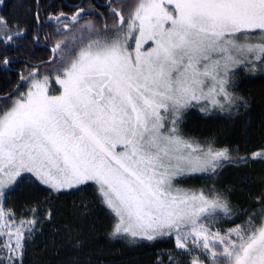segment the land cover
I'll use <instances>...</instances> for the list:
<instances>
[{"label":"snow or ice","instance_id":"obj_1","mask_svg":"<svg viewBox=\"0 0 264 264\" xmlns=\"http://www.w3.org/2000/svg\"><path fill=\"white\" fill-rule=\"evenodd\" d=\"M0 264H264V0H0Z\"/></svg>","mask_w":264,"mask_h":264},{"label":"trees","instance_id":"obj_2","mask_svg":"<svg viewBox=\"0 0 264 264\" xmlns=\"http://www.w3.org/2000/svg\"><path fill=\"white\" fill-rule=\"evenodd\" d=\"M37 55H45V50L43 48L37 49ZM244 87L245 90L251 91L253 95L259 97L261 91V82L259 80L248 82ZM226 125L227 121L218 117L203 116L197 110H192L191 114L186 120V130L194 132L197 135L208 134L210 131L222 132ZM204 183L205 182L203 180H187L185 183H183L185 186L182 187H200ZM113 252H115V250H113Z\"/></svg>","mask_w":264,"mask_h":264},{"label":"flooded vegetation","instance_id":"obj_3","mask_svg":"<svg viewBox=\"0 0 264 264\" xmlns=\"http://www.w3.org/2000/svg\"><path fill=\"white\" fill-rule=\"evenodd\" d=\"M65 2L68 4H73V3H80V0H65ZM83 3L85 5L92 3V4H95L98 6H102L105 3H107V0H83ZM100 10L103 11L104 9L101 7ZM41 48H43V47H41ZM18 67H19V65H18Z\"/></svg>","mask_w":264,"mask_h":264},{"label":"rangeland","instance_id":"obj_4","mask_svg":"<svg viewBox=\"0 0 264 264\" xmlns=\"http://www.w3.org/2000/svg\"><path fill=\"white\" fill-rule=\"evenodd\" d=\"M179 186H181V187H182V186H185V185L181 184V185H179Z\"/></svg>","mask_w":264,"mask_h":264}]
</instances>
